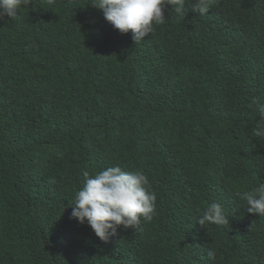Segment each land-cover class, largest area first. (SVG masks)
Listing matches in <instances>:
<instances>
[{
  "label": "trees",
  "instance_id": "1",
  "mask_svg": "<svg viewBox=\"0 0 264 264\" xmlns=\"http://www.w3.org/2000/svg\"><path fill=\"white\" fill-rule=\"evenodd\" d=\"M90 2L0 20V264H264L237 195L264 183V0L169 6L137 44ZM112 166L147 175L156 214L101 241L71 205ZM211 203L228 225L197 223Z\"/></svg>",
  "mask_w": 264,
  "mask_h": 264
},
{
  "label": "clouds",
  "instance_id": "2",
  "mask_svg": "<svg viewBox=\"0 0 264 264\" xmlns=\"http://www.w3.org/2000/svg\"><path fill=\"white\" fill-rule=\"evenodd\" d=\"M188 0H91V5L100 10L104 19L122 34L131 31L134 44L153 33L154 28L167 21L165 11L171 7L180 18L187 9ZM54 4L55 0H48ZM31 0H0V20L19 19L22 7L27 8ZM213 0H195L193 12L205 15L212 7ZM251 107V105H250ZM260 119L253 131L256 138L264 139V105L259 106ZM245 202L247 212L264 216V183L252 190L237 194ZM71 217L80 224L87 223L95 236L107 241L117 230L134 227L136 230L144 222H150L156 214V193L152 190L147 175L141 170L124 171L120 166L108 167L90 175L83 172L82 187L75 193L71 205ZM228 216L219 203H211L202 213L197 223L228 225ZM210 260L216 259V249L206 253Z\"/></svg>",
  "mask_w": 264,
  "mask_h": 264
}]
</instances>
